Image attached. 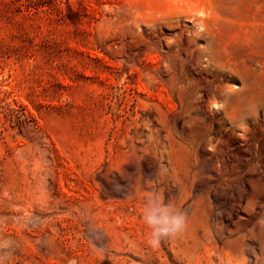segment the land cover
<instances>
[{"label":"rangeland","instance_id":"rangeland-1","mask_svg":"<svg viewBox=\"0 0 264 264\" xmlns=\"http://www.w3.org/2000/svg\"><path fill=\"white\" fill-rule=\"evenodd\" d=\"M153 193L185 217L157 248ZM214 244L264 262V0H0V264Z\"/></svg>","mask_w":264,"mask_h":264},{"label":"clouds","instance_id":"clouds-1","mask_svg":"<svg viewBox=\"0 0 264 264\" xmlns=\"http://www.w3.org/2000/svg\"><path fill=\"white\" fill-rule=\"evenodd\" d=\"M141 220L148 230L146 243L152 248L159 247L162 240L174 236L185 225L184 215L155 193L145 198Z\"/></svg>","mask_w":264,"mask_h":264},{"label":"bare ground","instance_id":"bare-ground-1","mask_svg":"<svg viewBox=\"0 0 264 264\" xmlns=\"http://www.w3.org/2000/svg\"><path fill=\"white\" fill-rule=\"evenodd\" d=\"M216 217V216H215ZM229 215L228 214H226V213H224V214H221L220 216H219V222H220V224L222 225V227L224 228V229H226L227 230V228H228V221H229ZM218 222V223H219ZM214 227V226H213ZM218 228V227H217ZM212 229V228H211ZM229 230V229H228ZM211 231H213V230H211ZM231 231V230H230ZM210 233V232H209ZM212 233V232H211ZM221 233V232H220ZM222 234V233H221ZM224 234V233H223ZM222 234V235H223ZM226 234V233H225ZM232 235V234H231ZM234 235H235V233H234ZM240 235V234H239ZM244 235V234H243ZM218 236V235H217ZM228 238V237H227ZM223 240V239H222ZM204 241V240H203ZM228 241H229V239H228ZM216 242V241H215ZM224 244V243H223ZM222 245V244H221ZM225 245V244H224ZM210 246V245H209ZM221 247V246H220ZM228 247V246H227ZM224 250H225V248H224ZM228 250H229V248H228ZM246 250V249H245ZM245 252V251H244ZM250 252V251H249ZM259 252H261V251H259ZM205 253H207V252H205ZM242 253V252H241ZM262 253V252H261ZM208 254V257H207V264H264V262L261 260V259H259L260 261H262L263 263H257L256 261H254V259L252 258V255L250 256L249 255V258L248 259H244V258H241V257H238L239 256V253H238V255L237 256H233V254H231L232 255V257L231 258H229L228 257V259L227 260H224L223 259V257H222V255H221V252H220V248H219V246L217 245V244H214V245H212L211 246V248L209 249V253H207ZM229 254V253H228ZM234 254H236V253H234ZM247 254V253H246ZM250 254H252V253H250ZM264 255V254H263ZM259 256H261V255H259ZM262 257V256H261ZM255 258V257H254ZM260 258V257H259Z\"/></svg>","mask_w":264,"mask_h":264}]
</instances>
